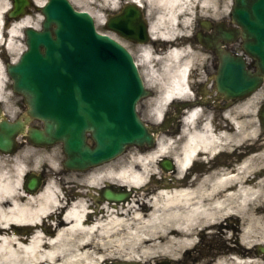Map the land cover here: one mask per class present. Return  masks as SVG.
I'll return each mask as SVG.
<instances>
[{
	"label": "bare ground",
	"instance_id": "bare-ground-1",
	"mask_svg": "<svg viewBox=\"0 0 264 264\" xmlns=\"http://www.w3.org/2000/svg\"><path fill=\"white\" fill-rule=\"evenodd\" d=\"M94 1L71 0L86 6ZM98 1L103 10H114L123 1H144L161 12L151 24V35L168 41L169 47L158 56H153L150 46L140 48L146 67L165 79L151 108L158 122L169 101L192 94L187 74L193 53L188 47L174 46L178 42L172 28L188 30L194 1L204 5L215 0ZM33 2L41 7L44 0ZM7 4L8 0H0L1 13ZM85 11L100 23L101 14ZM30 20L25 16L13 26L4 39L8 49L16 37H22V28L38 26ZM4 81L0 64V97ZM227 116L230 127L211 126L208 121L197 126L200 112L191 111L177 136L156 137L154 150L132 151L122 162L75 172L74 180L51 172L33 194L22 184L31 153L18 154L10 167L0 158V264H102L108 260L149 264L150 259L162 256L170 264H179L182 253L190 257L201 240L215 237L227 247L214 262L207 257L195 264H261L242 257L245 248L264 243V176L254 171V163L264 165V150L252 152L263 139L255 140L254 131L248 133L237 116ZM174 138L180 141L173 156L174 173L166 172L157 180L159 171L152 163L169 156ZM217 154L228 156V161L220 162ZM48 166L53 171L52 164ZM104 187L132 193L126 201H108L101 195ZM65 192L71 196L67 198ZM257 234L262 238L256 239ZM209 253L215 256L217 252Z\"/></svg>",
	"mask_w": 264,
	"mask_h": 264
},
{
	"label": "water",
	"instance_id": "water-1",
	"mask_svg": "<svg viewBox=\"0 0 264 264\" xmlns=\"http://www.w3.org/2000/svg\"><path fill=\"white\" fill-rule=\"evenodd\" d=\"M27 0H15V10ZM42 29L26 28L27 49L17 63L8 65L13 91L27 104L23 121L0 120V151L11 153L15 137L25 134L36 145L62 143L64 165L85 169L120 155L129 145H154L162 127L146 125L136 113V103L150 94L129 52L111 37L95 31L92 17L75 10L68 0H48L41 8ZM231 19L240 29L243 50L255 58L264 74V0H233ZM107 28L135 42L147 40L140 10L126 5L121 14L109 17ZM230 38V32L222 34ZM218 91L242 98L256 88L259 76L245 69L241 57L221 53ZM2 118L0 112V119ZM43 128L26 127L31 120ZM264 120V112L262 114ZM87 135L93 146L86 143ZM164 169L171 168L162 160ZM39 179L28 175L24 186L34 191ZM129 193L103 191L109 201H124ZM257 254L264 256V246ZM137 264V263H113Z\"/></svg>",
	"mask_w": 264,
	"mask_h": 264
},
{
	"label": "rangeland",
	"instance_id": "rangeland-1",
	"mask_svg": "<svg viewBox=\"0 0 264 264\" xmlns=\"http://www.w3.org/2000/svg\"><path fill=\"white\" fill-rule=\"evenodd\" d=\"M41 1H43V0H41ZM44 1H46V0H44ZM69 1L71 2V0H69ZM123 3H124V1L120 2L118 7L116 9H114V10H110V9L109 10H103L100 7V5H99L100 3H99L98 0L94 1L93 3H89V5H87V6L86 5H77V4H73L71 2L73 7L75 9H77V10L93 9L97 13L101 14L102 18H101L99 24H96V20L94 19L95 27H96L97 31H99L101 33H108V34H110L112 37H114L116 39H119L116 36V34L110 33V32L107 31V29L105 27V21H106L108 15L113 14L116 11H118L119 8L123 5ZM194 4H197L199 6H197V11L195 12V7L192 4L191 13H190L191 17H190V21H189L188 26H187L188 30L184 31L183 28H181L180 26H177L176 28H172L173 29L172 32L174 33L173 35L179 34V33H185V34L188 33V35L191 36V33L193 32V30L195 28L194 26H195V20H196V16L197 15L201 16V17H205V18H207V17L211 18L212 17L213 19H220V18L224 19V18H226V16L228 15V13L230 11V8H231V5H232V0H215V2L212 1L211 3L204 4V5H202L199 2H195ZM147 10H148V12H150L149 16H148L149 17L148 20L151 23H154L156 21V19H157V16L159 14H161V12L159 13L158 8L153 6V5L149 6ZM39 15H40V13H39V11L36 8L31 11V14L29 15L30 16L29 18L31 19L30 23L32 25H38L37 27H40ZM167 26L168 27L166 29L168 30L170 28V26H169V24ZM166 29H164V30H166ZM178 38H179V36H178ZM183 38H182V40H183ZM125 45L129 48V50L132 52V54L136 57L137 62L140 65L139 66V68H140L139 70H140L141 75H142V77L144 79V83H145L146 87L149 90H151V94H152L150 97L143 98L142 100H140L138 102V104H137V113L139 114V116L141 117V119L143 121H145V122H147L149 124H154L155 122H154L153 116L151 114V108H152V105H153L154 98H156V96L159 94L160 88L165 83V79L159 72H157V73L154 72L153 73V70H151V69L146 67L145 64L147 62L146 61L147 59L144 58L143 56H141L140 47L139 46H135V45H133L131 43H128V44L125 43ZM148 46L151 47L152 54L154 56H156L157 54L154 53L153 47L151 45H149V44H148ZM23 49H24L23 41L21 40V38L16 37L15 40H14L13 48L11 50L12 59L16 60L18 58L20 52ZM158 50L160 51V49H158ZM163 51L164 50H162L161 53ZM158 55H160V54H158ZM199 57H200L199 55L195 54V56L193 57L191 63H193V61L196 58L198 60ZM9 95L10 94H8V93L7 94L4 93V98L6 100H5V102H3V105H4V107H7L8 112L10 110L12 113L16 114V113H18V108L13 106V102L14 101L16 102L15 105L18 104L19 98L16 95H14V96H11V99H9L8 98ZM245 102H246V100L237 103V105L234 106V108L232 107V109H230V112L232 114L233 113L235 114V112L237 111L238 118L241 120V122H244L246 124V131L249 133L250 127H249L248 122H246L245 119L248 117L247 115L249 113V108L251 110L253 107H251V105H249L247 102L246 103ZM255 109H256V106L254 107V110ZM166 110H167V107H166ZM227 125L230 126V124H228V123H227ZM251 130H253L254 133H256L259 136V133H257V129H256V126H255V123L253 124V127L251 128ZM160 135H165V136H169V137H175L178 134L173 136L170 133L165 132V133H161ZM254 139L257 140V136L256 135H254ZM259 139L261 140L260 136L258 137V140ZM18 141H21V140L19 139ZM179 143H180L179 139L178 140L175 139V142L172 145V150L168 154L169 156H171V157L174 156V153L177 151V149L179 147ZM256 143L260 144V147H257L252 152H255V151H258V150L259 151L260 150H264V144H263L264 142L263 143L261 142L262 144L258 143V142H256ZM256 143L254 144L255 147H256ZM243 145L245 146V144H242L241 147H243ZM154 148L155 147H153L152 149H147V150H154ZM138 150H141V149L139 147H136V146H129L123 154H121L117 158L113 159L112 161H109V162H106V163L110 164V163L122 162V161H124L127 158V156L132 151H138ZM23 152H29V154L31 153V156L28 159L30 164H28V168H27L26 172L33 171L34 173H44L45 177H47V176L50 177L51 174H52L51 172L57 173V172L60 171V169H62V167L60 165V162H61V160L64 157L62 155V152H61V149H60L59 145H54V146L46 149L45 151H40V150H37L36 147H32L29 144L23 143V144H20L18 146L17 150L13 154L6 155V154L0 153V158L3 159V161L5 162L7 167H10L15 162L16 156L18 154H20V153H23ZM47 155H49V157ZM48 164H52L51 169H53V171H50V167L48 166ZM152 164H153L154 168H156L157 162H153ZM254 165L256 166V168L254 170L256 173H262L264 171V165H263L262 162L261 163L260 162L259 163L256 162V163H254ZM58 176H61L62 178H65L66 180L67 179L74 180V177H73L74 174L72 172L62 173V174H59ZM254 177L255 176L253 174L250 178H253V180H254ZM65 194L66 193H64V195ZM70 194H67L65 196L67 198H69V196H71ZM232 223H233V225H235L234 222H232ZM260 238H262L261 235L257 234V238L256 239H260ZM256 239H254V240H256ZM232 240H234V239H232ZM235 243H236V240H235L234 244ZM226 247H227V243L226 242L224 243L221 239H219L218 237H215V238H212V239H209V240H201L200 241V245L197 246V248L194 249L191 252V254H192V257L193 256H197L196 260L198 262L205 260V258H207V257L213 258V259H211V263H212V262H214L216 257L219 255L218 252H221ZM253 248L254 247H252V249ZM245 250H246L245 254H244L245 257H242V259L251 258V259H254V260H259L260 262H262L261 264H264V260L260 256H257V255H255L253 253L252 254L250 253L251 248L247 247V248H245ZM209 251H216L217 253L215 254V256H212L209 253ZM247 252L250 253V255H248ZM209 255H211L212 257H210ZM184 256H185V254L182 253L181 257H179V258L184 259ZM163 260H166L164 256L155 257L154 259H150L149 260V264L161 263ZM105 262L109 263V262H112V261L108 260V261H105ZM105 262H103L102 264H104ZM189 264H191V263H189Z\"/></svg>",
	"mask_w": 264,
	"mask_h": 264
},
{
	"label": "flooded vegetation",
	"instance_id": "flooded-vegetation-1",
	"mask_svg": "<svg viewBox=\"0 0 264 264\" xmlns=\"http://www.w3.org/2000/svg\"><path fill=\"white\" fill-rule=\"evenodd\" d=\"M13 17L11 16V11H7L5 14L1 16L0 22L4 24V32L7 33L13 24ZM215 25H209V29L202 28L201 24L197 27V32L200 31L201 35V41H207L211 42L213 41V44L215 47L222 48L224 51L229 52L232 55H238L241 54V46H242V40L240 38H234L232 41H228L222 37L219 36V31L225 30L229 31L232 30L235 31L234 25L229 21V19L219 20L217 23H214ZM194 46H198L200 50L205 52V57L202 62V67L197 70L196 67H194L193 71L191 72L190 81H191V87L194 91V101H197L200 104L210 106L215 108L217 111H221L220 108L224 107V105H232L235 104V100L227 101L225 100L221 95L217 94L215 91V81L213 76L217 74V70L220 64L219 56L215 53L208 51L205 46L198 45L199 40L197 35L194 36ZM10 56L8 52L2 47L0 49V61L3 64H6L9 60ZM248 62V68L254 73L257 71L255 67V60L247 57ZM201 72V74H200ZM200 75H203V77H200ZM11 81H8L6 85V89H10ZM247 100L250 104H256V111L255 115L261 111L264 110V75L261 77V80L259 82V85L255 91H253L251 94L248 95ZM21 106V105H20ZM22 109V107H21ZM172 113H169L167 116H171L177 111V108L173 107L171 108ZM21 114V113H20ZM179 112L177 113L178 116ZM19 114L17 115V117ZM221 119L220 116L217 114V120ZM252 120V116H251ZM262 135L264 137V130H262ZM88 171V170H87ZM86 171H81L79 173H84ZM174 173V170L171 171V173Z\"/></svg>",
	"mask_w": 264,
	"mask_h": 264
}]
</instances>
